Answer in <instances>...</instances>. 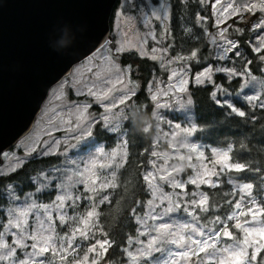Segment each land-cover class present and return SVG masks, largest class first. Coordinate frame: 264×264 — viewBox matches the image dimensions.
I'll list each match as a JSON object with an SVG mask.
<instances>
[{"label": "snow or ice", "instance_id": "obj_1", "mask_svg": "<svg viewBox=\"0 0 264 264\" xmlns=\"http://www.w3.org/2000/svg\"><path fill=\"white\" fill-rule=\"evenodd\" d=\"M219 2L220 0H216V3ZM178 3L182 7H187V0H178ZM195 3L197 6L205 7V0H195ZM133 7L134 4L131 0H119L114 16L120 17L126 11L136 16V13L139 12L140 16L136 18L143 19L145 27L149 28L146 35L155 40L156 37L150 28L149 17L159 21H168L171 5L165 3L164 0H159L158 4H153L152 0H147L143 10L139 9L133 12L131 11ZM212 8L217 25L215 34L208 31L203 24L204 17L200 13H195L191 27L181 29L182 32L188 34L190 41L194 40V43L188 49L187 56L177 55L175 59L202 64L203 71L198 72L193 81L195 86L203 87L210 83L212 89L208 92L209 97L217 104L228 107L236 115L244 117L246 115L244 111L227 104L226 97L229 93L227 86L223 83H216L215 77L220 76L223 81H227L228 85H231L234 80H239L241 76H250L249 69L252 61L248 59L244 51H241L240 41L244 36L245 29L240 27V24H247L248 29L256 34L259 43L258 46H252L251 51L256 53V58L261 64H264V35H261L264 33V16L251 24L247 20L250 13L253 16L257 12L264 14V0H260L259 4L250 3L248 0H235V4L229 3L227 7L222 6L221 9H216L215 5H212ZM145 9L148 11L146 12ZM229 18H235L237 26L235 28L229 26L220 28L219 25L225 23ZM195 29H199V32L194 31ZM229 32L235 36V39L228 35ZM209 37L210 39H208ZM208 43L213 46L212 50L201 55ZM247 43L251 44L250 38ZM201 44L204 45V48L200 47ZM172 47L174 44L169 45V48H162L161 51L166 53ZM121 51H123L122 47L116 48L117 54ZM152 51L156 52L157 49L153 48ZM141 54H145L142 49ZM156 58L155 55L151 57L152 60H156ZM238 63L239 67L236 66ZM181 66L183 71L177 77L178 88L179 91L184 92V86L189 81L182 78L187 68H184L183 64ZM113 68L119 74V67L113 64ZM173 76H177V73L173 72ZM251 80H255V78H251ZM98 82V80H93L90 87L85 81L76 94L93 97L95 103L104 109L103 112L91 115L88 112L90 104L83 106L71 104L70 109L75 110L72 113L75 120L66 121L69 124L66 131L75 134L72 135V140L80 141L86 138L91 139L94 128H99L102 132L115 136L127 149L129 141L126 138L121 139V137H126L125 125L113 124L114 113L111 109L117 108L118 104L125 102L130 104L137 93L132 87L125 86L120 99L117 100L116 97L109 96L107 92L98 88ZM117 83H121V81L118 80ZM258 83L261 88H264V79ZM149 94L151 101L155 102L157 96L152 94L150 89ZM56 98L59 99L58 96ZM247 99L249 104H252V101L257 100V97L251 96ZM161 106L156 105V107ZM259 106L264 110V101H260ZM52 127L58 126L53 124ZM63 144L64 153L69 148L77 147V144L69 143L67 139ZM42 145L37 144L36 147L26 150L23 156H18L15 153L11 155L0 153L4 158V160H0V164H3L4 161H10L3 168H0V264H49L46 254L55 253L58 247L63 254L65 245L75 250L77 235L80 240L94 244L107 254L109 247L114 245L116 240L114 237L103 238L110 234L100 226L99 212L96 211L97 199L99 204L108 202L109 197L103 194L104 191L109 187L115 188L117 185L111 181L98 178L93 180L90 186L87 179L90 167L94 165L95 160L99 158V154L103 150H98V153L92 155L88 162L83 159L72 161L70 163V175L63 168L54 166H50L52 171L48 173L41 169L35 176L24 173V165L34 154L44 157H59L64 154L60 151L61 141L59 140L51 143L43 141ZM20 146L17 145L18 148ZM181 146L186 147L187 145L181 141ZM85 151L89 150L85 149ZM231 151L232 146H229V151L220 155L216 163L222 164L224 168L230 171L241 174L247 170V166L239 162L229 163ZM129 154L126 150L124 160L116 167H123L127 163ZM153 155L156 154L153 153ZM113 156H115V151H113ZM102 171V169H97V172ZM172 171L178 172L179 169L173 165ZM215 175L213 172H197L195 176L183 180L165 174L160 175L157 179L153 171H148L140 176V192L147 197L148 207L145 211L142 200L133 201V206L129 209L130 222H132L131 218H135L134 223L138 226L136 229L138 237L135 240H133L132 235L125 237L128 245H140V247L136 249L135 254L125 247L121 249V255L127 252L130 264H138V262L139 264H148V258L161 251L167 252V258L158 260L157 264H170V261L174 262L178 257H188L189 253L193 256L203 253L211 261L212 257L219 251L220 229H223V236L228 238L224 241L227 247L223 251L234 261V264H264V261L258 259V254L264 252V220L257 222L258 215L264 216V212L261 210L264 207V194L257 191L256 185L251 182L239 183L238 176L236 182L231 178L227 181L233 193L243 194L241 199L234 203L235 211L224 214L228 222L236 221L234 227L244 234L242 239H233V234L228 230V224L221 218V214H213V208L210 205L208 207L203 206L208 200V196L203 195L200 191H195L189 197V194L184 191L188 184L194 185L197 190L201 188V185H209L212 188L218 187V183H214L211 179ZM65 177H67V183L64 182ZM205 177L209 178L206 179ZM167 189H172V191H167ZM173 196H175V200ZM45 197L48 198L49 202L40 203ZM258 202L260 206H257ZM227 205L231 208L233 202L228 201ZM81 206H85L86 215L79 213ZM245 208L247 215L251 217V221L245 220L242 226L237 217L244 213ZM138 209L143 211V216L138 213ZM180 211L190 220L186 222L174 220L173 216ZM257 223L260 226H257ZM209 224L212 226L209 227ZM57 225L60 231H57ZM65 229H70V231H65ZM45 233L47 234L45 235ZM97 233L101 239L96 238ZM254 236L258 237L260 242L250 239ZM139 237H148L149 239L145 244ZM170 246H176L175 250ZM209 249L212 251H208ZM93 251V247L87 248L88 253ZM97 257H99V253H97ZM84 260L90 261V264H97V260L91 259L88 255H85Z\"/></svg>", "mask_w": 264, "mask_h": 264}, {"label": "rangeland", "instance_id": "obj_2", "mask_svg": "<svg viewBox=\"0 0 264 264\" xmlns=\"http://www.w3.org/2000/svg\"><path fill=\"white\" fill-rule=\"evenodd\" d=\"M131 2L134 4V7L131 11L136 12L139 9L143 10L145 8L147 0H131ZM164 2L171 5L170 19L168 21H159L149 17L150 28L156 37L155 40H153L151 36L146 35V33L149 31V28L145 27L143 19L136 18L140 16L139 12L136 13V16H133L132 13L128 11H126L125 14L120 17H115L113 15V44H104L93 54L74 65L69 74L63 77V79L58 83L53 85L49 90V93L32 129L27 134L22 136L14 146L3 151L2 153H9L10 155L15 153L18 156H23L26 150L36 147L37 144L42 145L43 141H48L51 143L56 140L61 141L60 151L64 153L63 142L67 139L69 143L77 144V147L67 149L66 153L60 156L62 157V160L55 167L63 168V170L70 175V163L72 161L83 159L88 162L92 155H96L98 150L102 149L103 152L99 154V158H97L94 162V165L90 167V171L87 176L88 183L91 186L92 181L99 178L104 179L105 181H111L112 183L116 184L117 173L121 168L116 167V165L124 160V154L127 150L120 140L117 139L116 144L108 149L106 148L105 143L97 141L94 134L91 139L86 138L85 140L74 141L72 140V135L75 134L66 131L69 127V124L66 123V121L75 120V116L72 114L75 110L70 109L71 104H78L81 106L90 104L88 112L91 115H97L104 110L95 103L93 97L76 94L77 90L81 88L85 81H87L91 87L92 81L98 80L99 82L97 87L107 92L109 96L116 97L117 100L120 99L121 92L124 90L125 86L132 87L136 93H138L142 87V84L140 78L134 75L136 69L131 65L122 64L119 60L120 56L125 52H136L141 56L149 58L155 55L157 57L155 61H157L160 66V70L154 74L147 87L148 93L150 89L151 93L157 96V100L154 102L153 119L149 122V127H146L150 128L153 126L155 128L153 153L156 155H152L153 158L150 161V166L146 172L153 171L157 179L160 175L169 174L183 180H187L190 177L195 176L197 172H213L216 175L211 177V179L214 183H218V185L223 182L224 178L226 181L231 178L234 182H236V180L229 175V169L224 168L222 164L216 163L218 157L224 152L229 151V146L232 145L219 147L207 143L204 144L201 143L195 136L197 124L195 122L193 100L189 91V84L194 81V78L198 72L203 71V68L193 72L191 63L186 61L182 62L175 59L177 55L187 56L188 53L180 51L182 48H180L179 45L174 42V40L173 42L171 41L173 5L171 0H164ZM248 2H255L259 4L260 0H248ZM152 3L158 4L159 0H152ZM229 3L235 4V0H220L219 3H216V0H205V7L197 6L195 0H187L188 8L190 7V10H194L196 13H200V15L204 17L203 24L206 26L207 30L213 34H215L217 31V25L212 5H215L216 9H221L222 6L227 7ZM117 8L118 6L115 8L114 12L117 10ZM145 11L147 12L148 9H145ZM255 16L258 18H253L254 16L251 13L248 15L247 20L249 24L255 23L256 20L261 16H264V14L257 12ZM187 18L190 20L189 15ZM225 26L235 28L237 26L235 18H229L225 23L219 25L220 28ZM239 26L244 28L245 32L249 33V38L251 39L250 46H258L259 41L257 36L254 32H251L248 29V25L240 24ZM189 27L191 26L186 23V28ZM195 31L199 32V29H195ZM228 35L232 36L230 32ZM261 35H264V33H261ZM164 37H167V39H164ZM232 38L235 39V36H232ZM208 39H210V37ZM248 40L249 39H247V41ZM173 44L174 47L170 48L168 52L165 53L161 51L162 48H169V45ZM117 47H122L123 51L117 54ZM212 47L213 46L211 43H208L206 51L208 52L212 50ZM153 48H156L157 51L153 52ZM141 49L145 54H141ZM241 51L244 50L241 48ZM113 64L119 67V74L116 73L115 69L113 68ZM182 64L184 68H187V71L184 73L182 78L189 81V83L184 86V92L179 91L177 79L181 71H183L181 66ZM161 65H163V67H161ZM229 66L231 65L229 64ZM236 66L239 67V63ZM262 69L264 71V66ZM249 71L250 76L240 77L238 80L239 87L236 90L227 87L229 92L226 97L227 104H231L241 111L242 109L235 103L236 100L240 99L249 103L247 98L255 96L257 97V100H253L252 104L258 106L260 101H264V88H261L260 84L258 83L261 79H264V75L259 76L254 74L250 69ZM173 72L177 73V76H173ZM251 78H255V80H251ZM118 80L121 81V83H117ZM57 96L59 99L56 98ZM188 101H191V103H188ZM157 104L162 106L156 107ZM133 105L134 103L132 99L130 104L125 102L124 104H118L117 108H112L111 111L114 113L113 124H124L128 113L133 109ZM97 118L99 117L97 116ZM53 124L57 125L58 127H52ZM124 138L126 137H121V139ZM181 141H183V143L187 146L182 147ZM17 145L21 146L18 148ZM85 149H88L89 151H85ZM193 149L195 150L193 151ZM113 151H115V156H113ZM33 156L37 155L34 154ZM229 156V163H235L231 160V152L229 153ZM1 157L2 160H4L2 155ZM9 162L10 161H4L3 164H0V168H3ZM173 165L179 169L178 172L172 171ZM97 169H102L103 171L97 172ZM50 171L52 170L49 169L45 172L48 173ZM205 178L208 179L209 177ZM64 182H68L67 177H65ZM239 183L243 182L239 181ZM206 186L209 185H201V188L197 190L194 185L188 184L184 191L189 194V197L195 191H200L203 193V195L207 196L203 190V187ZM111 188L112 187H109L103 193L109 198V191ZM69 191H71V189H69ZM167 191H172V189H167ZM242 195L243 194H239L238 192L233 193L231 198L233 207H231V211L229 213L235 211L234 203L235 201L240 200ZM173 199L175 200V196H173ZM48 202L49 201L46 199V197L40 201V203ZM156 203H159V201H156ZM97 204L98 207L96 211L99 212L101 204H99L98 199ZM203 206L208 207V200ZM257 206H260L259 202ZM147 207L148 206L146 202L145 211L147 210ZM261 210L264 212V207H262ZM79 213L86 215L85 206H81ZM213 214H220V212L214 210ZM140 215L143 216V213ZM173 219L180 222H186L187 220H190V218L185 217V214L182 211L176 213L173 216ZM237 219L242 226L244 225L245 220L251 221V217L246 213V208L244 209L243 214L238 215ZM224 220L228 224V230L233 234V239H242L244 234L240 230V233H236L234 230H232L236 221H231V224H229L226 219ZM262 220H264V216L258 215L257 222ZM229 225H231L232 228ZM208 226L211 227L212 225L209 224ZM257 226H260L259 223H257ZM72 227H75V225H72ZM220 230L221 236L218 243L219 251L214 257H212L211 261H209L208 256L203 253H200L197 256H193L191 253H189L188 257H178L174 262L170 261V264H208L209 262L214 264H234V261L228 256L226 252L223 251V249L227 247V244H225L224 241H226L228 238L223 236V229ZM57 231H60L58 225ZM65 231H70V229H65ZM46 234L47 233H45V235ZM61 235H63V232H61ZM137 237L138 234L133 237V240H135ZM96 238L101 239L99 233H97ZM139 238L143 240L145 244L149 239L148 237ZM250 239L260 242L259 238L255 236L250 237ZM75 243V250L65 245L63 247V254H61L59 247L55 253L46 254L49 264H90V261L84 260L85 255H88L91 259L97 260V263L100 264H114L106 258L107 255L97 246L90 242L80 240L78 235ZM88 247H93L94 251L92 253H88ZM139 247L140 245L127 246V248L133 252V254H135L136 249ZM170 247L173 250L176 248V246ZM208 251L212 250L209 249ZM97 253H99V257H97ZM166 258V251L157 252L154 253L152 257L148 258V264H157L158 260H163ZM123 264H130L128 257L126 262Z\"/></svg>", "mask_w": 264, "mask_h": 264}, {"label": "trees", "instance_id": "obj_3", "mask_svg": "<svg viewBox=\"0 0 264 264\" xmlns=\"http://www.w3.org/2000/svg\"><path fill=\"white\" fill-rule=\"evenodd\" d=\"M172 5L174 17L171 27V41L173 42L174 40L182 48L180 51L188 53V49L192 47L194 40L190 41L188 34L182 32L181 29L186 28V23L191 26L196 12L190 10L188 5L187 7H182L178 0H172ZM116 6H118V3ZM188 15L190 20L187 18ZM253 18L258 17L254 16ZM247 39H249V33L245 32L240 42L241 48L245 51L248 59L252 61L250 70L256 75L263 76L264 71L262 68L264 64H261L256 58L257 54L251 51V46L247 43ZM109 44H113V42H109ZM200 47L204 48V45L201 44ZM206 52V48H204V52L201 55ZM119 60L122 64L131 65L136 69L134 75L140 78L142 87L133 99V109L128 113L123 124L125 125L126 139L129 141L127 151L130 154L127 158V163L119 169L116 179L117 187L110 189L109 201L101 204L99 211L100 226L110 234L103 238L114 237L116 240V243L109 247L106 254V258L114 264H123L127 260L126 252L121 255V249L128 246L125 237L128 235L135 237L138 234L136 230L138 226L134 223L135 218H131L132 222H130L129 209L133 206V201L142 200L144 202V210L146 208L147 197L140 192L141 181L139 177L145 174L153 158L155 128L151 126L142 130L137 125V120L141 115H147L149 122L153 119L154 102L150 99L147 87L154 74L160 70L157 61L143 57L136 52H125L120 56ZM191 66L193 72L203 68L202 64H197L194 61L191 62ZM215 82L223 83L233 90L239 87L238 80H234L231 85H228V82L223 81L220 76L215 77ZM211 89V84L203 87H197L193 82L189 84L195 122L197 124L195 136L204 144L207 143L219 147L232 145V162L246 164L247 170L241 174L230 171L229 175L235 180L238 176L239 181L253 183L257 186V191L263 194L264 110L258 105L249 104L239 99L235 103L246 115L244 117L238 116L228 107L221 106L213 101L208 95ZM94 136L97 141L105 143L107 149L116 144L117 138L115 136L104 133L99 128H94ZM61 160L62 157L60 156H34L24 165L23 172L35 176L40 169L48 170L51 168L50 166L55 167ZM203 190L208 196V206L210 205L213 211L218 210L221 217L226 219L224 214L231 211L227 202L232 201L233 193L225 178L218 187L206 186L203 187ZM46 199L48 198L46 197ZM138 213L142 214L143 211L138 209ZM229 224L231 223L229 222ZM232 230L240 233L235 227ZM258 259L264 261V252L258 254ZM208 264L214 263L209 262Z\"/></svg>", "mask_w": 264, "mask_h": 264}, {"label": "water", "instance_id": "obj_4", "mask_svg": "<svg viewBox=\"0 0 264 264\" xmlns=\"http://www.w3.org/2000/svg\"><path fill=\"white\" fill-rule=\"evenodd\" d=\"M118 1L0 0V153L32 129L50 88L111 39Z\"/></svg>", "mask_w": 264, "mask_h": 264}, {"label": "clouds", "instance_id": "obj_5", "mask_svg": "<svg viewBox=\"0 0 264 264\" xmlns=\"http://www.w3.org/2000/svg\"><path fill=\"white\" fill-rule=\"evenodd\" d=\"M149 117L147 115H141L137 120V125L143 130L145 127H149Z\"/></svg>", "mask_w": 264, "mask_h": 264}, {"label": "flooded vegetation", "instance_id": "obj_6", "mask_svg": "<svg viewBox=\"0 0 264 264\" xmlns=\"http://www.w3.org/2000/svg\"><path fill=\"white\" fill-rule=\"evenodd\" d=\"M172 1V0H171ZM172 17H174V13H173V7H172Z\"/></svg>", "mask_w": 264, "mask_h": 264}]
</instances>
